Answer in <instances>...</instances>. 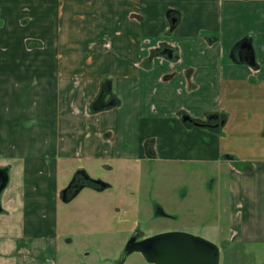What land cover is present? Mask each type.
Masks as SVG:
<instances>
[{"label":"crops","instance_id":"0c3cea01","mask_svg":"<svg viewBox=\"0 0 264 264\" xmlns=\"http://www.w3.org/2000/svg\"><path fill=\"white\" fill-rule=\"evenodd\" d=\"M81 3L101 15L65 12L60 0H0V167L8 168L0 264H57L68 244L57 222L63 162L91 174L115 160L147 159L224 166L226 220L204 230L261 260L264 0ZM70 20L84 49L67 38ZM82 24L95 31L82 33ZM243 39L254 66L233 55ZM93 50L102 56L96 65ZM107 78L117 102L93 111Z\"/></svg>","mask_w":264,"mask_h":264},{"label":"rangeland","instance_id":"374dc122","mask_svg":"<svg viewBox=\"0 0 264 264\" xmlns=\"http://www.w3.org/2000/svg\"><path fill=\"white\" fill-rule=\"evenodd\" d=\"M82 1L60 0V3H65V12L79 10L101 15L95 3L85 8ZM50 9L52 12L53 7ZM69 23L68 40L78 42L77 49H84L86 46L81 47L78 31L74 29V25H79L78 20ZM91 23L96 25L94 20ZM81 27L82 33L85 29L95 31L86 24ZM89 55H93L94 65L101 61V54L97 56L94 50ZM110 164L96 166L91 173L108 182L109 188L102 191L84 188L69 204L58 201L59 241L62 243L72 236L73 242L61 245L57 264H114L106 258L118 256L128 233L136 226L148 234L160 229H175L199 233L210 239L215 236L206 234L203 225L217 221L224 225L227 182L224 166L149 159L115 160ZM77 165L78 161H65L60 165L57 186L66 184ZM219 170L221 175L218 176ZM158 207L175 217H156ZM82 228L84 233L80 231ZM220 235L223 237L225 233ZM213 243L219 248L218 264H264L262 250L259 251L260 260L258 251L244 252L238 245L220 240ZM143 261L141 255L132 254L125 264H143Z\"/></svg>","mask_w":264,"mask_h":264},{"label":"water","instance_id":"95a60500","mask_svg":"<svg viewBox=\"0 0 264 264\" xmlns=\"http://www.w3.org/2000/svg\"><path fill=\"white\" fill-rule=\"evenodd\" d=\"M233 52V55L239 53L244 56V59L241 61L252 66L255 65L253 50L251 49L249 39L240 41ZM162 53H166L171 57L172 50L164 48ZM110 90V80L107 78L101 82L99 92L91 102L90 106L93 111L109 108L116 104L117 100L114 96L110 95ZM214 117L215 116L211 114L208 116V119ZM187 118V116H183L184 120ZM7 182L8 168L5 166L0 167V194L7 185ZM94 182L99 185L100 190L109 185L102 180H95ZM78 190L79 189L75 190L71 197L74 196ZM1 211L2 208L0 205V212ZM147 241L160 246L164 245L165 247L163 251L158 252V259H154L157 264H218L219 261V248L215 243L201 236H194L187 232L172 231L156 234L147 239ZM133 250L140 251L144 256L147 255V248L144 246H138ZM133 250H127V253Z\"/></svg>","mask_w":264,"mask_h":264},{"label":"flooded vegetation","instance_id":"af4514ba","mask_svg":"<svg viewBox=\"0 0 264 264\" xmlns=\"http://www.w3.org/2000/svg\"><path fill=\"white\" fill-rule=\"evenodd\" d=\"M184 116H186V115H184ZM187 119H189V118H187ZM95 180H101V179H99L96 176H93L91 174H88L85 171V169H83L81 167H76L74 169V171L71 173V176L67 180L66 184L58 190V192H57V203L59 201V202L64 203V204H69L80 194V192L84 188H90V189H93L95 191H102V190L110 187V184L107 182L109 185L106 188L100 190L99 185L94 182ZM77 189H79L77 191V193L71 197V195ZM158 216L159 217H171V218L175 217L174 215H172L170 213H166V211L163 210V208H159V207L157 208V211H156V217H158ZM84 230L85 229L82 228V230H80V231L84 233L85 232ZM172 231H179V230L160 229L156 232L148 234L143 229H141L139 226H136L128 233L129 236L126 237L127 240L125 239L126 242L122 246L120 252L118 253V256H116V258L107 257L106 260L112 261L114 264H125V262L129 256H131L132 254H138V255L142 256V258L144 260L143 264H157V262L154 259H158V252L163 251V249H165V247H164V245L160 246L157 244H152V242H148L147 239H149L150 237H152L156 234H161V233H165V232H172ZM181 232H187V233L192 234L194 236H201V237L210 241V239L205 237L204 235H202V234L198 235L199 233L196 234L195 232L193 233L191 231H181ZM67 241L72 243L73 237L70 236L69 238H67ZM138 246H144L147 248V253H146L147 255L146 256H144L140 251L133 250V249L137 248ZM127 250H133V251H131L130 253H127Z\"/></svg>","mask_w":264,"mask_h":264},{"label":"trees","instance_id":"16d2710c","mask_svg":"<svg viewBox=\"0 0 264 264\" xmlns=\"http://www.w3.org/2000/svg\"><path fill=\"white\" fill-rule=\"evenodd\" d=\"M195 121H196V120H195ZM208 123H209L208 121H205V122H204V121H200V122L198 121V122H197V124H200V125H203V126H206V125L209 126Z\"/></svg>","mask_w":264,"mask_h":264}]
</instances>
